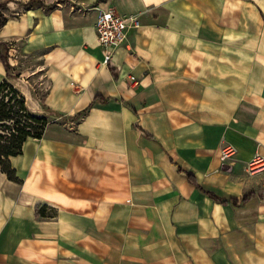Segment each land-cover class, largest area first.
I'll return each mask as SVG.
<instances>
[{"label": "crops", "instance_id": "crops-1", "mask_svg": "<svg viewBox=\"0 0 264 264\" xmlns=\"http://www.w3.org/2000/svg\"><path fill=\"white\" fill-rule=\"evenodd\" d=\"M95 1L22 5L0 28L5 43L27 33L44 91L1 62L0 81L50 118L10 156L23 181L0 170V264H264V170L245 172L264 155V30L242 31L232 0ZM240 1L264 21V0ZM98 7L139 20L108 63Z\"/></svg>", "mask_w": 264, "mask_h": 264}, {"label": "trees", "instance_id": "trees-1", "mask_svg": "<svg viewBox=\"0 0 264 264\" xmlns=\"http://www.w3.org/2000/svg\"><path fill=\"white\" fill-rule=\"evenodd\" d=\"M21 4L25 8H30L34 4L42 7H52L54 2L46 5L42 0H28ZM6 20L5 14L0 11V28ZM8 50L7 43L0 41V62L6 71V76H8L10 68ZM87 109L79 112L75 117L80 116ZM49 122L50 118L46 114L39 115L28 109L24 95L8 82L7 79L0 81V170L6 174L8 179L17 182L23 181V177L11 166L10 156L21 154L23 144L28 138H41ZM187 176L190 181L203 191L202 187L195 182L194 177L190 173H187ZM204 192L221 204L232 203L234 205H243L254 195L253 192H248L240 199H224L210 191ZM36 213L38 216H45V206L37 205Z\"/></svg>", "mask_w": 264, "mask_h": 264}, {"label": "rangeland", "instance_id": "rangeland-1", "mask_svg": "<svg viewBox=\"0 0 264 264\" xmlns=\"http://www.w3.org/2000/svg\"><path fill=\"white\" fill-rule=\"evenodd\" d=\"M21 1H26V0H0V11L6 15V18L7 16L17 17L18 16L17 14L19 12L24 11L22 9L24 7L20 5ZM43 1L46 2L47 0H43ZM52 1H55L58 7H67L72 10H77L76 8L77 7L79 8L80 4H88V3L91 4L94 0H52ZM99 1L101 2L102 0H96L95 3ZM231 8L234 10V12L232 13V18L234 20H238L239 18L243 20L244 25L242 31H246V32L248 30L253 31V29H256V31H258L259 28L264 30V25H262L264 24V21H261L260 18L256 20L254 14L255 7L252 6L250 3L248 2L243 3L240 0H232ZM255 20L257 21V23ZM26 34L27 33H23L22 34L23 37L21 36L14 37L11 38L9 41H7V45L9 47L8 55L10 56L9 52L12 51L11 55H13L14 57H18L19 59L21 58L22 62L20 66L26 68L24 76L19 75V72L13 73V71L9 68L12 76L11 78H13V80L17 82V85L19 86H21L20 84L27 85L28 87L34 90V93L42 97L44 86H42V88L40 89L37 88L36 80H34V76L30 72V69L32 68V63H31V56H28L30 50L28 49L29 45L26 43L27 42Z\"/></svg>", "mask_w": 264, "mask_h": 264}, {"label": "built area", "instance_id": "built-area-1", "mask_svg": "<svg viewBox=\"0 0 264 264\" xmlns=\"http://www.w3.org/2000/svg\"><path fill=\"white\" fill-rule=\"evenodd\" d=\"M138 25L139 20L135 16H120L110 7L97 8L95 31L97 41L102 47L103 63L110 61L114 50L125 41L128 30ZM129 80L134 81V78L130 77ZM235 152L233 145L224 142L220 150V160L225 162ZM262 170H264V155L256 152L253 158L245 164V172L252 175Z\"/></svg>", "mask_w": 264, "mask_h": 264}]
</instances>
